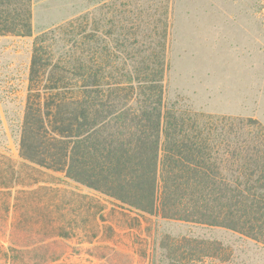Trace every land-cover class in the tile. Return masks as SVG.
Instances as JSON below:
<instances>
[{"label": "trees", "instance_id": "obj_1", "mask_svg": "<svg viewBox=\"0 0 264 264\" xmlns=\"http://www.w3.org/2000/svg\"><path fill=\"white\" fill-rule=\"evenodd\" d=\"M139 1L94 2L33 37L17 158L0 142V264H53L69 241L115 234L75 187L264 247V126L166 106L170 0ZM8 35L32 38L31 0H0Z\"/></svg>", "mask_w": 264, "mask_h": 264}, {"label": "rangeland", "instance_id": "obj_2", "mask_svg": "<svg viewBox=\"0 0 264 264\" xmlns=\"http://www.w3.org/2000/svg\"><path fill=\"white\" fill-rule=\"evenodd\" d=\"M94 2L104 6L105 13L111 0H31L32 38L0 36V142L14 159L33 37L83 13ZM164 2L144 0L139 5L158 8ZM169 14L165 105L254 118L264 126V0H170ZM56 181L74 187L63 179ZM75 188L102 200L103 217L115 234L105 231L92 244L69 241L66 253L53 264H264V247L244 236L134 214Z\"/></svg>", "mask_w": 264, "mask_h": 264}]
</instances>
